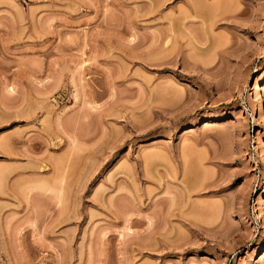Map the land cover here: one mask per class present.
<instances>
[{"label": "rangeland", "instance_id": "rangeland-1", "mask_svg": "<svg viewBox=\"0 0 264 264\" xmlns=\"http://www.w3.org/2000/svg\"><path fill=\"white\" fill-rule=\"evenodd\" d=\"M0 264H264V0H0Z\"/></svg>", "mask_w": 264, "mask_h": 264}, {"label": "bare ground", "instance_id": "bare-ground-1", "mask_svg": "<svg viewBox=\"0 0 264 264\" xmlns=\"http://www.w3.org/2000/svg\"><path fill=\"white\" fill-rule=\"evenodd\" d=\"M258 102H259V107H260V109H262V103H263V102H261V99H259Z\"/></svg>", "mask_w": 264, "mask_h": 264}]
</instances>
